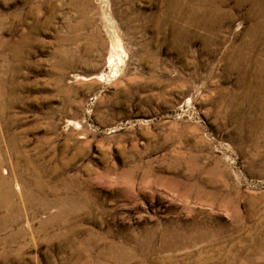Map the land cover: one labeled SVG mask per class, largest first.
I'll list each match as a JSON object with an SVG mask.
<instances>
[{"label":"rangeland","instance_id":"1","mask_svg":"<svg viewBox=\"0 0 264 264\" xmlns=\"http://www.w3.org/2000/svg\"><path fill=\"white\" fill-rule=\"evenodd\" d=\"M0 264H264V0H0Z\"/></svg>","mask_w":264,"mask_h":264}]
</instances>
